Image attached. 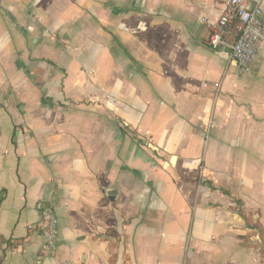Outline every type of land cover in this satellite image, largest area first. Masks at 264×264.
<instances>
[{
	"label": "crops",
	"instance_id": "obj_1",
	"mask_svg": "<svg viewBox=\"0 0 264 264\" xmlns=\"http://www.w3.org/2000/svg\"><path fill=\"white\" fill-rule=\"evenodd\" d=\"M226 1L0 0V264H264V45H206Z\"/></svg>",
	"mask_w": 264,
	"mask_h": 264
},
{
	"label": "built area",
	"instance_id": "obj_2",
	"mask_svg": "<svg viewBox=\"0 0 264 264\" xmlns=\"http://www.w3.org/2000/svg\"><path fill=\"white\" fill-rule=\"evenodd\" d=\"M262 2L263 0H255L254 4L249 5L248 0H227L217 21L205 18L198 20L199 24L206 25L209 30L206 45L222 56L229 65H233L241 75L250 73L257 53L264 45ZM234 23L239 24V34L234 42L228 43L224 35ZM36 208L39 220L28 226V230H36L40 234L43 239L42 251L53 257L58 242L57 217L49 208L40 204Z\"/></svg>",
	"mask_w": 264,
	"mask_h": 264
}]
</instances>
